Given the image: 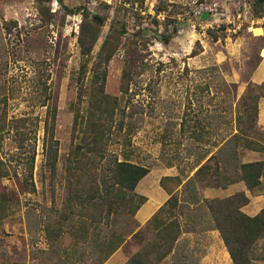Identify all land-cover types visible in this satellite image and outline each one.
<instances>
[{"label": "rangeland", "instance_id": "obj_1", "mask_svg": "<svg viewBox=\"0 0 264 264\" xmlns=\"http://www.w3.org/2000/svg\"><path fill=\"white\" fill-rule=\"evenodd\" d=\"M255 1L0 0V264H96L106 252L100 253L104 242L108 248L121 240L106 260L117 253L127 262L158 242V233L170 225H178L180 235L157 264H231L202 192L207 185L221 186L226 177L237 179L242 161L264 160V152L243 153V140L252 141V148L264 145V131L256 123L249 130L245 121L239 124L243 132L234 134L243 98L256 97L258 107L264 103V5L256 7ZM83 10L106 18L89 65L111 27L122 41L104 84L105 93L118 102L108 157L147 167L148 183L171 169L180 183L187 178L182 203L174 193L149 229L139 227L136 212L108 213L104 207L99 215L89 203L63 220L68 155L80 139L74 115L85 103L78 100ZM130 43L141 62L122 95L124 45ZM86 69L85 83L91 76L90 66ZM50 107L56 108L58 141L53 175L42 153L43 120ZM17 128L28 139V149L34 148V193L26 190L30 154L18 151ZM211 155L208 168L195 175ZM99 167L86 166L92 171ZM142 181L134 193L145 198ZM81 182L89 185L86 179ZM250 193L264 197V182ZM134 200L133 206L139 201ZM252 201L247 205L254 212L264 207V200ZM254 256L253 264H264V237L256 241Z\"/></svg>", "mask_w": 264, "mask_h": 264}, {"label": "trees", "instance_id": "obj_2", "mask_svg": "<svg viewBox=\"0 0 264 264\" xmlns=\"http://www.w3.org/2000/svg\"><path fill=\"white\" fill-rule=\"evenodd\" d=\"M254 4L256 7H261L264 5V0H256ZM81 16L77 43L81 51L83 63L82 71L78 78L80 82V84L78 83V100L81 102L84 100L85 103L82 108H76L74 115V128L80 134V139L79 143L75 145L68 155L69 164L66 175L67 185L63 206V220H69L76 209H86L88 203L93 208V212L99 215L103 212L104 207L108 209V213L115 209L128 210L132 213L137 212L146 199L138 196L134 191L139 182L149 173L147 167L133 164L125 159L120 161L116 155H109L108 157L107 140L115 122L118 102L115 97H111L105 93L104 84L108 63L113 57L115 50L121 46L122 41L115 34L117 30L111 27L89 65L90 53L94 50L100 37L106 18L91 14L87 10H83ZM132 44L124 45L126 54L120 84V93L122 95L128 93L131 75L135 72L138 62H141L137 53L131 49ZM88 66H90L91 76L85 83L83 81L85 80L86 68ZM262 85L264 86V83ZM255 100L256 97L255 99L254 97L243 98L242 112L235 121L238 134L243 132L239 128V124H243L245 121H248L250 124L247 129H254L258 116V105L257 102H254ZM55 120L56 108L50 107L43 120L44 137L42 141V153L52 175L55 174V165L58 158V141L54 135ZM236 135L233 138H236ZM14 136L20 154H30V162L26 166L27 178L25 186L27 191L34 193L35 188L32 176L34 148L28 149V139L20 133L18 128L15 129ZM243 141L246 149H260L264 151V146L256 145V147L252 148V141ZM1 143L2 135H0V148L2 147ZM212 158L213 156H210L197 169L195 175H199L206 170L208 162ZM97 163H100L99 170L95 168L92 171L86 168L87 165L95 167ZM237 173L238 179L243 181L246 188L252 192L264 182V160L241 163L237 167ZM81 179H86L89 185L87 187L82 185ZM180 184V180L177 177H164L160 179V186L171 197L147 223L148 229L157 221V217L163 211V208L173 200V191ZM135 198L139 201L133 206ZM248 202L249 200L243 192L224 199L204 201L214 224V230L219 232V236L230 256L231 264H253L255 259V243L259 238L264 237V208L255 216L249 217L241 211V208ZM178 227V225L174 227L170 225L163 228L158 233L162 235L158 242H152L148 247L142 248L131 255L125 264H157V262L163 260L171 252L173 242L180 235ZM174 228H177L175 234L169 239L167 235L171 236L170 233L173 232ZM165 231L168 233L163 234ZM137 235L138 232L132 235L131 238L137 237ZM122 243L123 240L107 248L104 242L100 253L106 252L99 259L100 264L115 252ZM152 253H156V256L152 255Z\"/></svg>", "mask_w": 264, "mask_h": 264}, {"label": "crops", "instance_id": "obj_3", "mask_svg": "<svg viewBox=\"0 0 264 264\" xmlns=\"http://www.w3.org/2000/svg\"><path fill=\"white\" fill-rule=\"evenodd\" d=\"M262 56L264 57L263 54H262ZM263 64H264V60L260 66H262ZM256 83L259 84L260 80L257 81ZM256 126L258 127V129L264 131V103L259 104ZM235 133H237L236 130L234 131V134ZM227 139L229 140V138H227ZM225 143H226V141L223 144H225ZM220 146H222V144H220ZM260 152H264V151H261L260 149H253V150L244 149L243 150V153L246 154L247 156L248 155L250 156V154H252L251 156H255V155H258ZM259 160H261V159L260 158H254L253 161H259ZM253 161H242L241 163H248V162H253ZM170 171H171L170 173H164V174L161 173L160 174L161 176H154V179L157 180L155 183H148L146 181V178H148L147 175L144 177V179H142L144 181L143 188L144 189L146 188L148 190V193L144 194L145 198H146V202L144 204H142L140 206V208L138 209V211L136 212V220L139 223V227L145 226L148 223V221L151 220V218L158 212V210L162 206H164V204L170 198V195L159 184V181L162 177H178L179 176L175 169H171ZM210 175H211V173H207L206 175L204 174L202 176V178L206 179ZM186 180H187V178L183 179V181H181L180 186L173 191V193H175V194L179 193L178 194V197H179L178 202L179 203H182L180 192H181V189H183V187H185V181ZM240 192H243L245 194V196L248 198L249 202L247 204L253 203V201H252L253 199L256 200L255 203L259 202V200H264V197L262 194L256 195L255 197H253L252 194L250 193V191L246 188L243 181L238 180V178L233 179V178H229V177H226L224 179L221 186L220 185H218L217 187L209 186V185L205 186L202 194L204 195V198H208L207 200H212V199L228 198V197L233 196V195L240 193ZM247 204L241 208V211L249 217L255 216L261 210L260 209L259 211L254 212L253 209L251 207H249ZM212 233L215 236V233L214 232H212ZM217 234L218 233H216L215 237L218 238V241H219V237L217 236ZM222 247L226 250V251L224 250V254H227L229 257V254H228L227 249L224 246V244H222ZM126 260H127V258H122L120 255L115 253L110 257V259L106 260V262L104 264H124L126 262ZM96 264H99V260L96 262Z\"/></svg>", "mask_w": 264, "mask_h": 264}, {"label": "water", "instance_id": "obj_4", "mask_svg": "<svg viewBox=\"0 0 264 264\" xmlns=\"http://www.w3.org/2000/svg\"><path fill=\"white\" fill-rule=\"evenodd\" d=\"M154 35H156L157 37H162L161 35H159L157 33V31L155 29H149Z\"/></svg>", "mask_w": 264, "mask_h": 264}, {"label": "bare ground", "instance_id": "obj_5", "mask_svg": "<svg viewBox=\"0 0 264 264\" xmlns=\"http://www.w3.org/2000/svg\"><path fill=\"white\" fill-rule=\"evenodd\" d=\"M259 33V31H257Z\"/></svg>", "mask_w": 264, "mask_h": 264}]
</instances>
